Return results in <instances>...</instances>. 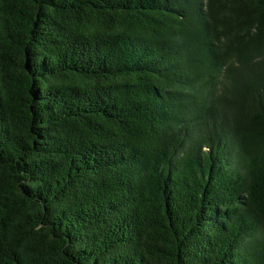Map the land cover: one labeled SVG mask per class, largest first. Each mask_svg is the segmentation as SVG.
I'll use <instances>...</instances> for the list:
<instances>
[{
	"label": "trees",
	"instance_id": "trees-1",
	"mask_svg": "<svg viewBox=\"0 0 264 264\" xmlns=\"http://www.w3.org/2000/svg\"><path fill=\"white\" fill-rule=\"evenodd\" d=\"M0 264H264V0H0Z\"/></svg>",
	"mask_w": 264,
	"mask_h": 264
}]
</instances>
